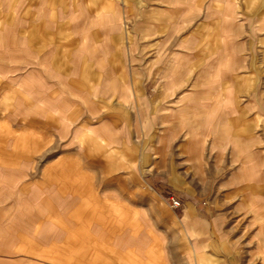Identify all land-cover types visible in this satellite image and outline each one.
<instances>
[{
    "label": "rangeland",
    "instance_id": "rangeland-1",
    "mask_svg": "<svg viewBox=\"0 0 264 264\" xmlns=\"http://www.w3.org/2000/svg\"><path fill=\"white\" fill-rule=\"evenodd\" d=\"M37 1L0 0V264H264V0Z\"/></svg>",
    "mask_w": 264,
    "mask_h": 264
},
{
    "label": "crops",
    "instance_id": "crops-1",
    "mask_svg": "<svg viewBox=\"0 0 264 264\" xmlns=\"http://www.w3.org/2000/svg\"><path fill=\"white\" fill-rule=\"evenodd\" d=\"M25 1H26L25 3L27 4V6L32 5L31 7H33L34 5L41 4L37 0H25ZM87 1H88L87 5L90 8H92V6H93L92 1L93 0H87ZM51 5H52V9L55 11V1L54 0L52 1ZM107 7L108 6H107V2L106 1H103V2L101 1L100 2V4H99V10H100V12L107 10ZM38 15H39L38 13L27 12L26 15H25L26 16V19H24V20H28V18L30 19V16H37L38 17ZM53 19L54 18L52 17L51 20H53ZM65 19H66L65 17H62L60 20H65ZM56 20H58V16L57 15H55V20H53V22L55 21V23H56ZM53 22H52V26H53V24H55ZM76 31H78V30H76ZM73 32H74V30H73ZM67 33H68V27H66L65 24H63V23H61V25H60L59 28H57V25L55 24V28L53 27L52 28V32H51V34L52 35H55V36L56 35H58V36L61 35V37L63 38V40H65V38L67 36ZM74 34H75V32H74ZM74 36H75V39L73 41V45H76V44L78 45V42L80 43L81 42V39L77 38V37H79V35H76L75 34ZM55 46H56V43H55ZM67 46L68 45L66 43L62 42V43H60L59 48H67ZM176 68H177V64L175 65V68L173 69L172 74H171L169 80L165 84V89H169V87L172 85V81L174 80V76L177 73ZM60 73H61L62 78H65L67 76V74H68V72H66V70H64V69H62ZM79 76L80 77L83 76V73L81 75L79 74ZM155 78H156V76H154V79ZM57 95H58L57 96V99H59V101H61L62 103H65V101L67 100V97L65 96L66 94L65 93H61V92H58ZM166 98H167V96L165 95V97L162 100L163 101V104H161V106L159 107V110H162L163 109V106L165 105V102H166V100H165ZM193 143L191 142L190 144H193ZM193 155H196V152L192 149V147H190L189 156H193ZM196 264H203V262L200 259H197V263Z\"/></svg>",
    "mask_w": 264,
    "mask_h": 264
},
{
    "label": "built area",
    "instance_id": "built-area-1",
    "mask_svg": "<svg viewBox=\"0 0 264 264\" xmlns=\"http://www.w3.org/2000/svg\"><path fill=\"white\" fill-rule=\"evenodd\" d=\"M173 205H174V206H178V203H177V202H173Z\"/></svg>",
    "mask_w": 264,
    "mask_h": 264
}]
</instances>
